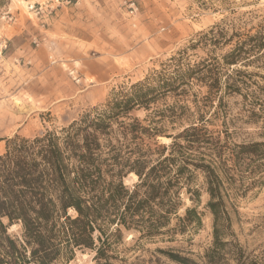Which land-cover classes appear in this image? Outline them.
Segmentation results:
<instances>
[{
  "label": "rangeland",
  "instance_id": "rangeland-1",
  "mask_svg": "<svg viewBox=\"0 0 264 264\" xmlns=\"http://www.w3.org/2000/svg\"><path fill=\"white\" fill-rule=\"evenodd\" d=\"M263 23L264 0H0V154L14 136L33 139L68 127L106 104L113 92L168 68L180 53L182 68L219 58ZM216 25L226 30V40L232 38L230 44L192 47ZM236 68L252 77L240 94L224 95L221 102L204 100L207 88L193 80L178 95L156 97L149 110L132 111L143 126L163 131L143 137L144 145L154 152L169 146L189 124L210 117L214 105L219 116L206 126L215 134L231 133L230 147L264 142V68ZM258 164L254 179L260 184L243 195L227 193L230 224L222 243L214 245L209 196L196 173L193 194L181 189L178 216L195 209L200 224L173 218L168 229L178 231L153 240L125 233L112 264H179L169 253L188 259L186 264H264V159ZM136 181L134 174L124 178L129 187ZM7 233L21 239V225L8 226ZM93 257L78 250L62 264H95Z\"/></svg>",
  "mask_w": 264,
  "mask_h": 264
},
{
  "label": "trees",
  "instance_id": "trees-1",
  "mask_svg": "<svg viewBox=\"0 0 264 264\" xmlns=\"http://www.w3.org/2000/svg\"><path fill=\"white\" fill-rule=\"evenodd\" d=\"M225 33L216 25L192 47L228 45L232 38L226 40ZM181 54L178 60L170 59L168 68L113 92L106 104L66 128L33 139L6 140L0 154V264H62L78 250L94 252L95 264H112L125 233L153 240L178 231L168 229L173 218L199 225L195 209L178 216L181 189L185 186L193 194L189 186L196 173L202 174L209 196L214 245L221 241L230 224L227 193L243 195L261 183L254 178L264 159V142L230 147L231 133L215 134L206 126L210 117L219 116V107L212 105L210 117L189 124L169 146L154 152L143 137L163 131L143 126L130 113L149 110L159 95H178V89L193 80L207 88L204 100L221 102L224 95L240 94L252 75L236 66L264 68V23L219 58L182 68ZM129 174L137 177L132 187L124 183ZM14 223L21 225V239L7 233ZM168 257L188 262L177 254Z\"/></svg>",
  "mask_w": 264,
  "mask_h": 264
}]
</instances>
